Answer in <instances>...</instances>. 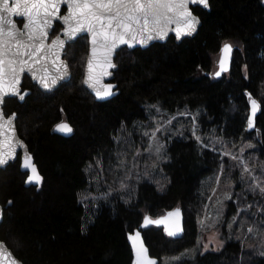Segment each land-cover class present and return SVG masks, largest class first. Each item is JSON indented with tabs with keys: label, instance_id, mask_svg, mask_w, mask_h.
Here are the masks:
<instances>
[{
	"label": "trees",
	"instance_id": "obj_1",
	"mask_svg": "<svg viewBox=\"0 0 264 264\" xmlns=\"http://www.w3.org/2000/svg\"><path fill=\"white\" fill-rule=\"evenodd\" d=\"M193 10L202 19L194 37L118 51L113 80L120 92L109 100H97L83 84L89 44L82 36L66 47L68 82L47 93L26 76L24 87L31 91L25 101H5V113L16 112L19 135L42 174L40 184L26 186L20 158L0 169V239L24 264H132L128 232L145 215L157 217L177 206L184 210L183 236L174 239L150 226L143 231L146 243L161 261L192 248L209 202L204 179L222 171L219 179H238V188L247 178L226 148L243 150L264 184V0H210L209 9ZM227 41L236 43L232 69L215 78L216 57ZM250 97L261 106L252 130ZM154 106L162 114H197L200 133L218 140L204 138L214 145L208 146L189 131L173 129L153 162L144 125ZM62 120L73 125L72 136L54 132ZM251 199L250 218L263 226L264 190ZM232 211L229 202L224 221ZM246 238L225 237L220 250L177 264H264V250L252 237L250 248Z\"/></svg>",
	"mask_w": 264,
	"mask_h": 264
},
{
	"label": "water",
	"instance_id": "obj_2",
	"mask_svg": "<svg viewBox=\"0 0 264 264\" xmlns=\"http://www.w3.org/2000/svg\"><path fill=\"white\" fill-rule=\"evenodd\" d=\"M58 0H47V3H57ZM11 6V5H10ZM202 7L204 9L210 8V0H206V3H202L201 0H196L195 3H192L189 0L188 10L191 12L192 16L198 21L194 25V30L187 27L184 23L185 18L179 16V10L173 9L172 11H167L162 9V12H167L168 17H172L175 19H180L181 23H167L166 19L162 18L160 23L148 25V29L146 31H136L135 39H130L129 43H119L117 41V46L109 51L110 42L107 46H100V37H97V43L94 45L92 43V33L87 31H78L75 35L69 36L67 34L69 24L75 26L76 21L70 20L68 23H65L62 17L68 15L72 9L68 8L65 4L60 3L59 10L57 11L54 8L49 7L48 12L55 13L52 16H49L48 19L51 20V25L45 27L42 25L37 28V34L39 32H46V36H42L41 39L44 42L43 51L39 56L33 57L32 59H28V57H24V59L28 60V64L23 66L24 70L20 71L21 65L17 62L15 67L17 70L18 83L16 80L12 78L10 75H6L2 81H0V98H2V102H0V159H4L6 162L4 164H0V169H5L11 162H14L20 158V169L22 172L27 173L26 177V186L30 185H38L42 181V174L40 173L39 167L35 162V158L33 153L31 152L28 144L25 140L19 135L17 124H16V115L10 114L6 115L4 112V103L5 98L13 97L18 98L20 102H24L25 98L29 94V91H22V84L24 81V76L28 75L32 82L36 84L43 92L50 93L60 87L63 83L68 82L72 77V71L67 59L64 58L65 49L68 43L74 42L79 39L81 36L88 37V55L85 63V71L83 84L84 86L96 97L99 101H106L117 94H119L120 89L118 88V83L115 82L114 75L115 71L118 69V65L116 63V56L118 51L122 48L127 47L129 50H134L136 48L146 49L149 46L153 45L156 42L166 43L171 36L174 37L177 43H181L185 38L194 37L199 28L202 25V19L199 15H197L193 7ZM65 7V13H62V8ZM36 9H32L33 15L35 14ZM44 15V9H40V16ZM13 23L16 25V29L20 31L29 32L32 29H24L23 24L28 22L27 17H21L13 14L11 16ZM18 19L22 20V24L19 25ZM39 20V17H36ZM77 19H81L79 15H77ZM81 22L85 21L81 19ZM56 23H60L62 28L59 32L50 39V35L55 29ZM10 25L5 26V32L10 28ZM160 31L164 32L163 36L158 35ZM179 32V37L177 33ZM190 33V34H188ZM151 37V38H149ZM128 37H126L127 39ZM7 41L6 47H12V41L10 38H7L3 35H0V44H4ZM59 41H63V46L61 47ZM140 41H143L141 43ZM225 45L230 46V50L225 51ZM96 48L95 54H93L92 49ZM235 47L229 41L222 44L219 52V59L217 61V69L214 71L213 75L215 78H220L225 73H228L232 69L233 60H234ZM57 56L59 57L57 59ZM43 57V59H41ZM39 61V62H36ZM221 61H223V70L221 66ZM89 62H91V68L89 67ZM31 69V70H30ZM219 73V75H217ZM41 78L47 80L49 82V86L45 87L41 83ZM56 78V83L51 84V80ZM15 89V92H13ZM97 91L103 94L105 91H110L109 95H101L97 96ZM256 102L255 114L253 115V106L252 101ZM261 111L260 103L254 98H249V114H248V122L251 120V127L249 129L252 130L256 123V118ZM13 117L11 123H8V118ZM67 124L72 130L71 132L61 131L58 128V125ZM54 132L66 137H70L74 134L73 125L67 121L62 120L58 122L54 127ZM25 156L31 157V163L36 167L37 174L41 177L39 183L35 181H29V177L33 175L30 168H25L23 166ZM179 213L176 215L175 213ZM169 213H173V215H169ZM148 218L152 221H161L160 223H148L145 226V219ZM4 220V206L0 200V226ZM150 226H159L162 227L165 233L174 238L179 239L183 236L185 232V215L182 207L177 206L170 210H167L164 214L153 217L151 215H145L139 227L133 229L128 232L127 238L128 242L132 249V264H137V249L140 248L141 241L143 242V247L147 249L146 254H141V262L144 264L145 256L147 259L154 260L156 264H160L161 260L157 256H153L150 252V248L146 243L144 237V229ZM137 232H139V237L136 238V248L133 247V241L129 239L130 236H134ZM169 232L175 233V235H169ZM0 264H24L12 251V249L6 244V242L0 239Z\"/></svg>",
	"mask_w": 264,
	"mask_h": 264
},
{
	"label": "snow or ice",
	"instance_id": "obj_3",
	"mask_svg": "<svg viewBox=\"0 0 264 264\" xmlns=\"http://www.w3.org/2000/svg\"><path fill=\"white\" fill-rule=\"evenodd\" d=\"M195 3L196 0H191ZM202 3H206V0H201ZM60 3L65 4L68 8L72 9L68 15L62 17L65 23L70 20H75V26L69 24L67 34L73 36L78 31H87L92 33V43H97V37H100V46L105 47L110 42L109 51L117 46L119 43L127 44L130 39H135L136 31H146L148 25L159 24L162 18L166 19L167 23H181L180 19H173L167 16V12L161 10L172 11L173 9L179 10V16L184 17V23L187 27L194 30V25L198 21L192 16L188 10L189 0H58L57 3L49 4L47 0H0V35L10 38L12 41V47H6L7 41L4 44H0V81L6 75L12 76L18 83L16 63L18 62L21 67L20 71L24 70L25 65L28 64V59L39 56L43 51L44 42L41 39L42 36H46V32H39L37 34V28L42 25L48 27L51 25L49 16L55 13L48 12V8H54L59 10ZM11 5V6H10ZM44 9V15L40 16V9ZM32 9H36L33 15ZM15 14L21 17H27L28 22L23 24L24 29H32V31L25 32L16 29V25L13 23L11 16ZM77 15L84 20L77 19ZM36 17L40 19L37 20ZM11 27L5 32V26ZM190 34V33H188ZM158 35L163 36L164 32L160 31ZM179 37V32L177 33ZM126 37H128L126 39ZM151 38V37H149ZM143 43V41H140ZM60 46H63V41H59ZM230 50V46L225 45V51ZM93 54L96 52V48L92 49ZM59 57L57 56V59ZM43 59V57H41ZM39 62V61H36ZM223 70V61H221ZM91 68V62H89ZM31 70V69H30ZM219 75V73H217ZM41 83L45 86H49V82L41 78ZM56 83V78L51 80V84ZM15 92V89H13ZM110 91H105L101 94L97 91V96L109 95ZM2 102V98H0ZM253 115L255 114L256 102L252 101ZM13 117L8 118V123H11ZM251 127V120L249 121ZM59 130L71 132V128L67 124L58 125ZM6 161L0 159V164H4ZM23 166L30 168L33 175L29 177V181H35L39 183L41 177L36 172V167L31 163V157L25 156ZM178 215L179 213H175ZM173 215V213H169ZM161 221H152L148 218L145 219V226L148 223H160ZM169 235H175L173 232H169ZM139 237V232L134 236H130L129 239L133 241V247L136 248V238ZM147 249L143 247L141 241L140 248L137 249V264H142L141 254H146ZM144 264H156L154 260L147 259L145 256Z\"/></svg>",
	"mask_w": 264,
	"mask_h": 264
},
{
	"label": "rangeland",
	"instance_id": "obj_4",
	"mask_svg": "<svg viewBox=\"0 0 264 264\" xmlns=\"http://www.w3.org/2000/svg\"><path fill=\"white\" fill-rule=\"evenodd\" d=\"M232 42V41H231ZM236 44L235 42H232ZM219 59V53L216 57V63L214 65L213 72L217 69V61ZM164 110L154 106L152 112L149 110V122L144 125V131L149 135V144L146 148V152L153 162L156 159H160L161 153L164 147L163 137L171 130L189 131L194 137L198 138L203 144H207L206 140L211 142L218 139L213 135H207L200 133L197 114L192 113L186 109L178 111L174 114H162ZM249 112V111H248ZM204 138L206 140H204ZM214 146V145H210ZM226 152L237 161V164L241 167L240 175L245 179H240L243 186L235 188V184L238 179H219L222 171L217 177H209L204 179L205 194L208 195V206L205 209V215L201 217L200 229L198 233L197 244L192 248L186 249L179 255L170 257H164L160 264H177L180 259L194 256L198 252H205L208 250H220L225 242V237H237V238H254V245L259 244V250H264V218L259 223L253 221L250 218L251 215H255L251 210V193H262L264 190L263 179L261 173L256 170L255 166H250L249 161L244 156L243 150L236 152L232 149H227ZM223 175V174H222ZM108 193V192H106ZM106 193L100 192V195ZM110 191L107 195H111ZM88 197L98 199V195L89 194ZM229 202H232L233 211L229 218L224 221L225 207ZM226 223V224H225ZM225 226V231H223ZM225 235V237H224ZM246 238V239H247ZM249 238V239H250ZM249 241L248 246L253 249L254 245H251ZM251 242V243H250Z\"/></svg>",
	"mask_w": 264,
	"mask_h": 264
},
{
	"label": "flooded vegetation",
	"instance_id": "obj_5",
	"mask_svg": "<svg viewBox=\"0 0 264 264\" xmlns=\"http://www.w3.org/2000/svg\"><path fill=\"white\" fill-rule=\"evenodd\" d=\"M65 11H66V8L65 7H63L62 8V13H65ZM19 21H21V22H19ZM18 23H19V25H21L22 24V20H19L18 19ZM62 28V25L60 24V23H56V26H55V29L53 30V32L51 33V35H50V39L51 38H53L58 32H59V30ZM82 37V36H81ZM88 38V37H87ZM69 44V43H68ZM68 44H67V46H68ZM65 51H66V49H65ZM65 55V54H64ZM65 58V57H64ZM66 59V58H65ZM26 76H28V75H25L24 76V80H25V78H26ZM29 77V76H28ZM30 78V77H29ZM32 81V80H31ZM33 83V82H32ZM34 84V83H33ZM34 85H36V84H34ZM37 86V85H36ZM38 87V86H37ZM39 88V87H38ZM40 89V88H39ZM29 91V94H30V91H31V89H29V88H27V87H24V81H23V84H22V91ZM28 96V95H27ZM8 98H13V97H8ZM8 98H5V101L8 99ZM27 98V97H26ZM25 98V99H26ZM15 99L16 100H18L19 101V99L18 98H16L15 97ZM25 101V100H24ZM20 102V101H19ZM22 103V102H21ZM4 105H5V103H4ZM4 108V107H3ZM4 112H5V110H4ZM6 114V113H5ZM10 114H15L16 115V112H13V113H9V114H6V115H10ZM17 116V115H16Z\"/></svg>",
	"mask_w": 264,
	"mask_h": 264
}]
</instances>
